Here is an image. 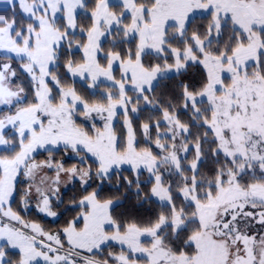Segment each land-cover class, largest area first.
Returning a JSON list of instances; mask_svg holds the SVG:
<instances>
[{
    "label": "rangeland",
    "instance_id": "1",
    "mask_svg": "<svg viewBox=\"0 0 264 264\" xmlns=\"http://www.w3.org/2000/svg\"><path fill=\"white\" fill-rule=\"evenodd\" d=\"M247 2L154 0L149 7L137 6L136 0H99L92 12L84 6L85 0H5L6 7L20 12L29 24L18 32L14 31V23L0 31V89L6 86L13 100L22 101L26 97L28 103L23 102L20 108L23 116H15L9 126L11 131H0V264H98L89 255L109 243L120 247L110 254L109 260L115 264H225L226 256H236L235 251L240 259L244 256L249 263L264 264V223H260L261 219L264 221V71L255 72L253 68L260 60L264 61V0L254 2L257 20L247 13ZM111 5L122 6L123 14L130 19L124 39H136L134 56L124 58L109 53L106 59L101 50L108 39L116 43L113 32L121 28L122 16L109 12ZM86 14L92 18V28L80 48L83 61L69 65L66 75L80 83L88 81L95 86L105 83L121 92L138 93L151 90L158 78L156 71H148L141 65L142 54L171 53L177 59L182 56L185 61L196 60L191 50L167 44L164 31L168 26L184 31L190 21L208 15L215 31L199 43L206 55L199 62L209 78L206 97L213 108L206 125L220 140V150L228 159L240 158L236 162L239 168L231 171L224 188L200 199L202 186L197 181L201 178L197 176L192 180L170 181L166 186L164 177L168 175L189 176L190 173L181 171L197 166L195 155L182 161L177 154L179 147L170 145L165 151L170 158L163 159L164 155L157 152L162 149L158 138L155 142L146 138L150 142L146 149L135 150L129 127L124 145L118 146L113 127L118 111L115 103L91 106L71 86L62 87L55 81V70H51L56 68L57 51L68 42V33H76V17ZM59 17L63 19L60 24L65 26L64 31L57 28ZM227 23L233 31L222 37V49L226 52L207 55L206 45L220 36L217 34L220 27ZM1 104L3 99L0 107ZM35 104L40 107L34 113L26 111ZM93 111L99 112L97 117L93 118ZM96 120H102L100 128L94 125ZM12 140H17L16 152H10ZM150 145L157 149H150ZM119 147L125 148L123 152H119ZM62 148L75 155L66 159L65 155L57 154ZM168 161L172 162L169 167ZM81 163L100 177L122 169L130 173L141 171L143 180L152 174L147 180L148 188L154 189L149 201L161 205L163 213L155 226L150 230L117 226L106 230V226H112L110 218L114 216L109 214L118 203L111 192L102 209L88 217L82 228H76L82 229L81 236L58 233V228L59 232L64 231L65 220L63 217L57 222L55 216L61 208L56 213L54 203L57 195L65 193L69 197L64 188L73 183L85 188L88 171ZM21 167L23 174L18 175ZM129 172L125 175L131 177ZM174 190H178V197L194 206L192 219L182 221L184 229L179 222L184 201H172ZM20 204L26 208L34 205L45 211L43 215H51L48 218L56 224L49 228L52 232L57 230V235H49L41 224L36 232L29 231L16 218L20 217L16 210ZM27 214L37 220L30 209ZM198 219L201 225L190 223ZM39 242L57 250L50 256L39 249ZM130 252L141 260H132L135 257Z\"/></svg>",
    "mask_w": 264,
    "mask_h": 264
},
{
    "label": "trees",
    "instance_id": "2",
    "mask_svg": "<svg viewBox=\"0 0 264 264\" xmlns=\"http://www.w3.org/2000/svg\"><path fill=\"white\" fill-rule=\"evenodd\" d=\"M153 1L136 0V5L151 7ZM98 2L99 0H85L84 6L93 12ZM108 9L114 16H122V18L121 28L115 29L113 32L114 36L112 38L115 39L116 43L110 42L111 39H108L109 41L107 40L102 44L101 50L105 58L107 59L106 56L109 53L119 54L124 58L130 55L134 56L138 47L136 39L130 38L129 41L124 39L126 34L125 29L129 26L130 19L123 14V7L120 5H111ZM61 22H63V19L59 17L57 28L60 31H64L65 26L60 24ZM209 22V17L206 15V17L202 16L195 18L194 21H190L184 31L180 32V28L176 26H168L164 31V39L167 44L178 49L191 50L196 54V60L185 61L182 56L177 59L171 53L155 54L153 52H145L142 54L141 65L143 68L148 71H156L158 76L156 84L149 91L138 93L126 90L121 92L117 88L105 83H99L95 86L85 81L84 84L74 81L66 75V68L69 65H78L83 61L80 48L84 45L85 34L92 28V18L88 14L76 17V33L73 35L67 34L68 42L63 44V47L57 51L59 55L57 56L56 68L51 70V72L55 70V81L60 86H71L74 92L83 97L84 100L87 99L88 104L91 106L102 107L104 104L115 103L118 111L113 127L117 133L118 146L124 145L123 143L127 137V129L129 127V132L132 131L133 149L135 150L146 149V145L150 144V142L147 143L145 141L146 138H149L151 142H155L156 138H158L157 142L162 145V149H159L157 152L164 155L165 158L163 159L170 158V154L165 156L167 155L165 151L170 148V145L179 147L177 148V154L181 157L182 161L195 155L197 166L194 169L190 167L181 171V173H190L192 176L190 174L189 176L191 177L182 178L180 173H173V176L168 175L164 177V182H166L167 186L170 181L174 183V181L178 182L179 179L192 180L193 176H197V178H201V180L197 181L202 186V193L200 192L201 195H198L200 199H205L213 191L216 192L219 188H224L228 184L231 171L239 168V163L236 162L240 161L239 157L228 159L222 153L218 144L220 140L212 132L211 127H207L206 125L211 120L213 108L209 104L208 97H206V92H209L206 91L209 78L208 71L199 62L206 56L204 51L199 48V43L207 40L209 36L211 37L210 33L215 31ZM11 23L15 25L16 29L14 31L18 32L23 26L29 24V21H26L17 10L12 11L6 7L5 0H0V31L5 29L6 25L10 26L9 24ZM220 28L221 31L217 33L220 35L219 37L217 36L220 39L216 37L217 39L206 45L205 52L207 55L217 56L221 51L226 52V49H222V45L224 44L222 37L228 36V32L231 33L233 29L229 23L222 25ZM232 47L233 44L230 45L229 50ZM105 61L102 60V62ZM253 68L255 72L264 71V61L260 60ZM116 102H119V104ZM92 113L94 118V116L97 117L99 112L93 111ZM101 121L96 120L94 125L100 128ZM11 143L12 148L10 152L17 151V140H12ZM148 147L152 150L154 149V151L157 149L153 145ZM118 149L119 152H123L125 148L119 147ZM182 149L185 150V154H183ZM59 152L57 154L65 155L66 159H71L75 155L71 150L67 151L66 148H62ZM77 159L79 161V158ZM86 161L88 160L86 159ZM167 164L169 167V164H172V162L168 161ZM81 165H83L81 167L88 171L87 179L89 182L85 187L91 184V180L95 183L101 182V177L96 172L89 170L85 163H81ZM124 171L122 169L113 173L114 177L111 187L115 194L114 198L118 199V203L115 208L112 207L113 213L109 214L111 217L114 216L110 218L112 226H106L105 229L109 230L111 227L117 226L128 229L145 227L150 230L163 214L161 212V205L159 206L154 201L151 204V201H149L150 194L154 189L148 188L149 183H147V180L151 179L152 174H147L146 179L143 180L141 179V171H131L132 173L127 171L132 175L131 177L126 176L125 173L127 172ZM189 183L188 181L185 186L189 185ZM78 187L79 185L76 183V188ZM177 194L178 190L172 192V201L178 200L180 203L184 201L183 206L180 208L183 212L180 213L179 218V222L181 221L182 228L184 229L182 221L192 219L194 206L190 202L187 203V201L183 200L182 196L178 197ZM179 202L178 205L180 206ZM114 209L116 210L114 211ZM71 214L67 213L66 219L71 220L74 218V221L77 219L76 222H78L79 217L75 216V214L71 216ZM53 216L55 215L53 214ZM192 222L201 225L199 219L190 221V223ZM51 223L52 225L56 224L54 222ZM65 225L64 221L62 227ZM185 228H188V226H185ZM165 230L167 231L166 228ZM189 248L192 250L193 247ZM118 250H120V247L115 243L102 244L89 256H91V260H96L98 264H115L112 260H109L110 254L116 253ZM135 256L136 254L132 257ZM139 257L131 259L136 260L138 258V260H141ZM78 260H81V258Z\"/></svg>",
    "mask_w": 264,
    "mask_h": 264
},
{
    "label": "flooded vegetation",
    "instance_id": "3",
    "mask_svg": "<svg viewBox=\"0 0 264 264\" xmlns=\"http://www.w3.org/2000/svg\"><path fill=\"white\" fill-rule=\"evenodd\" d=\"M248 1H249L247 2L248 5L246 6H250L252 9H254V6H255L254 2L257 0H248ZM0 82H2V78ZM11 97H13V94H11L9 89L6 86L5 87L1 86L0 100L3 99V104H1V107H0V131H5V132L11 131L9 129L10 128L9 126H11V124L14 122L15 116L17 114H19L20 117L23 116V111L21 110L24 104L23 102L28 103V99L26 98L23 99L22 101H15ZM38 104L30 105V108L26 109V111L28 112L32 111V113H34L35 109L40 107V106L37 107ZM15 107H16V110L14 111ZM34 117L35 116H33V118ZM3 121H6V123H3ZM22 169H23L22 167L19 169L18 175L23 174ZM113 175L114 174L112 173V174H106L104 176H101L100 178L101 182L98 181V183L97 182L95 183L94 181L91 180V184L88 187H85L84 189L79 188V187L76 188V183H73L71 186L64 188V191H69L68 193L70 195L67 194L69 196L68 198H66L67 196L64 195L65 193H62L60 197L56 194L57 201L56 203H54L55 205L54 210L57 213V209L61 208L60 212L55 216V218L57 219V222L63 217H64L63 219L64 221L66 219L65 216L67 213L68 214L72 213L71 216L75 214V216L79 217L78 222H76L77 219H75L76 221H74V218L71 220L66 219L65 220L66 225L63 226L64 231L59 232V229H58V233L62 234V236L68 233L74 238L79 237L83 234L82 233L83 231L81 229L82 225L85 223V221H87L88 217L91 214L96 213V212L98 213L100 211V209L105 204V201H104L105 198H107V196L111 192H113L112 190L113 188L111 187V184L113 183L112 181L114 177ZM25 181L27 180L22 179V182H25ZM55 192L57 193V191ZM20 206L16 208V210L22 219H20V217H16V218H18L29 231L36 232L38 225L41 224L43 226V229L49 232V235H52L54 237L57 235V230H55L54 232L50 230L49 225H52V224H50L51 220L48 217L51 218V216L47 213L46 215H43L42 213L45 212L43 209L35 208L34 205H30L32 207L29 206L27 208L22 204H20ZM29 209L33 211L34 213L33 216L36 217L37 220L32 219L31 217L27 216ZM34 210H38V212ZM260 223H264V221L261 220ZM77 227H81L80 228L81 230L79 228H78L79 230H77L76 229ZM35 234L37 236L39 235V233L38 234L35 233ZM39 245H41V248L39 249L43 250L45 253L49 254L50 256L53 255L54 250H57L51 247V245H47V246L44 245L42 242H39ZM62 245H66V244H62ZM233 254L236 256H230V257L226 256L225 264H251L252 263V262L249 263L247 259H245L244 256L242 257V259H240L239 256H237L238 255L237 251H235Z\"/></svg>",
    "mask_w": 264,
    "mask_h": 264
},
{
    "label": "water",
    "instance_id": "4",
    "mask_svg": "<svg viewBox=\"0 0 264 264\" xmlns=\"http://www.w3.org/2000/svg\"><path fill=\"white\" fill-rule=\"evenodd\" d=\"M245 9L252 19H255V20L258 19V16L255 14V12L250 6H247Z\"/></svg>",
    "mask_w": 264,
    "mask_h": 264
}]
</instances>
